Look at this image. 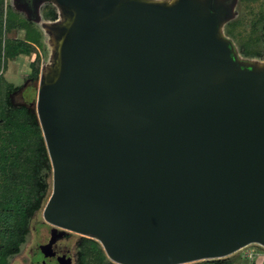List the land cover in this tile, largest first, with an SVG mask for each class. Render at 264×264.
Segmentation results:
<instances>
[{
  "label": "water",
  "instance_id": "1",
  "mask_svg": "<svg viewBox=\"0 0 264 264\" xmlns=\"http://www.w3.org/2000/svg\"><path fill=\"white\" fill-rule=\"evenodd\" d=\"M56 75L36 115L52 171L43 260L66 232L116 264H187L264 247V69L240 67L220 8L55 0Z\"/></svg>",
  "mask_w": 264,
  "mask_h": 264
},
{
  "label": "rangeland",
  "instance_id": "2",
  "mask_svg": "<svg viewBox=\"0 0 264 264\" xmlns=\"http://www.w3.org/2000/svg\"><path fill=\"white\" fill-rule=\"evenodd\" d=\"M160 3H174L176 0H146ZM212 2L220 8L221 19L218 27V35L229 43L234 58L240 67L257 70L264 69V0H200ZM3 14L0 17L4 41L10 38H22L24 32L19 28H11L6 25L8 13L9 20L21 18L30 22L40 33V44L37 52L40 56V72L35 82L27 78L30 73L29 63L34 54L21 55L11 59L1 55L3 78L18 86L11 95L15 105H26L36 113V101L38 87L42 81H47L56 75L58 68V47L61 38V30L72 20V14L55 0H4ZM55 9L57 18L48 20L44 11ZM231 29L228 33L227 29ZM252 41L248 42V39ZM249 43V55L240 52L242 43ZM2 44H4L2 42ZM48 183V197L52 190V171L46 178ZM47 197V198H48ZM43 208L34 213L29 222V229L25 240L21 244L19 252L10 256L8 264H52L43 260L39 251V245L47 242L51 225L44 221ZM82 235L67 232L56 242L59 252H68L72 258V264H77L79 251L78 240ZM86 237V236H85ZM90 238V237H88ZM233 264H264V247L258 244H249L230 255ZM226 256V257H228ZM223 258V257H222ZM109 259V258H108ZM110 260V259H109ZM37 261V263H36Z\"/></svg>",
  "mask_w": 264,
  "mask_h": 264
},
{
  "label": "trees",
  "instance_id": "3",
  "mask_svg": "<svg viewBox=\"0 0 264 264\" xmlns=\"http://www.w3.org/2000/svg\"><path fill=\"white\" fill-rule=\"evenodd\" d=\"M3 2L0 0L1 7H4ZM44 16L48 20H55L56 10L48 9L44 11ZM13 18L9 20L7 13L6 25L9 29H22L24 35L22 38H10L9 42L4 41L0 23V57L4 55L14 59L19 54H34L27 78L35 82L40 72V56L36 50L40 44V33L30 22ZM227 31L232 34L231 29ZM249 41L252 40L249 38ZM248 42L240 47L244 55H249ZM3 70L0 64V264H8L9 257L19 252L25 240L31 217L44 207L48 199L46 178L50 175L51 164L35 111L12 102L11 95L19 87L3 78ZM77 245V264H116L107 258L95 239L81 236ZM187 264L233 262L228 256Z\"/></svg>",
  "mask_w": 264,
  "mask_h": 264
},
{
  "label": "flooded vegetation",
  "instance_id": "4",
  "mask_svg": "<svg viewBox=\"0 0 264 264\" xmlns=\"http://www.w3.org/2000/svg\"><path fill=\"white\" fill-rule=\"evenodd\" d=\"M64 235H65V234H64ZM64 235H63V236H64ZM57 241H58V240H57ZM54 249H55L56 252L59 253V254L66 253V255H69L68 252H59V251L57 250V248H56V244L54 245ZM39 251H40V250H39ZM36 263H37V261H36Z\"/></svg>",
  "mask_w": 264,
  "mask_h": 264
},
{
  "label": "crops",
  "instance_id": "5",
  "mask_svg": "<svg viewBox=\"0 0 264 264\" xmlns=\"http://www.w3.org/2000/svg\"><path fill=\"white\" fill-rule=\"evenodd\" d=\"M21 55H25V54H19L18 56H17V58L19 57V56H21ZM27 56V55H26ZM28 57V56H27Z\"/></svg>",
  "mask_w": 264,
  "mask_h": 264
}]
</instances>
